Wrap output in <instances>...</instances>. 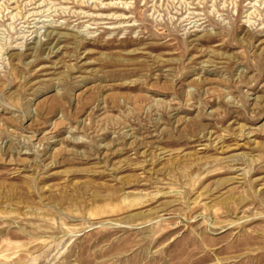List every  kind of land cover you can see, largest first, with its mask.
<instances>
[{
  "label": "rangeland",
  "instance_id": "374dc122",
  "mask_svg": "<svg viewBox=\"0 0 264 264\" xmlns=\"http://www.w3.org/2000/svg\"><path fill=\"white\" fill-rule=\"evenodd\" d=\"M0 264H264V0H0Z\"/></svg>",
  "mask_w": 264,
  "mask_h": 264
}]
</instances>
